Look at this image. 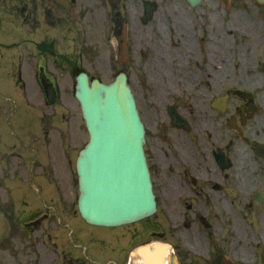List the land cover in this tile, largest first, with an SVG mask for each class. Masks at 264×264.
Returning <instances> with one entry per match:
<instances>
[{
	"label": "flooded vegetation",
	"instance_id": "1",
	"mask_svg": "<svg viewBox=\"0 0 264 264\" xmlns=\"http://www.w3.org/2000/svg\"><path fill=\"white\" fill-rule=\"evenodd\" d=\"M211 2L69 0L68 9L0 0L11 23L27 28L10 56L19 83L26 73V115H0V216L9 227L0 264L32 254L30 264H45L48 239L58 264H145L132 249L150 242L169 245L162 264H264V1ZM124 23L120 69L145 123L158 210L133 225L53 232L71 202L62 131L50 143L63 76H95L102 48L99 70L113 71L112 36ZM2 105L13 108L0 86V114Z\"/></svg>",
	"mask_w": 264,
	"mask_h": 264
},
{
	"label": "water",
	"instance_id": "2",
	"mask_svg": "<svg viewBox=\"0 0 264 264\" xmlns=\"http://www.w3.org/2000/svg\"><path fill=\"white\" fill-rule=\"evenodd\" d=\"M125 84L120 76L110 85L86 83L78 93L93 132L79 159L81 206L87 220L97 224L133 221L154 207L141 126Z\"/></svg>",
	"mask_w": 264,
	"mask_h": 264
},
{
	"label": "rangeland",
	"instance_id": "3",
	"mask_svg": "<svg viewBox=\"0 0 264 264\" xmlns=\"http://www.w3.org/2000/svg\"><path fill=\"white\" fill-rule=\"evenodd\" d=\"M204 4H212V2H211V0H207L206 3L204 2ZM12 35L13 34L11 33V31L9 29H4L3 31H0V40L3 41V42H6V41H8V40L11 39ZM8 42H10V41H8ZM104 49H106V48H102L101 51H100V54H101V58L102 59H100L98 61V64H97L96 68L94 69V70H96V72H99L100 71L99 68H100V66H103L104 58L107 57V51H104ZM9 53H10V51H9ZM8 54H4V56H7ZM2 59H4V57ZM5 70H6L7 74H8L9 68H7ZM25 76L26 75L24 74L23 75V78L24 79H25ZM108 77H109L108 71L103 72L102 78L105 79V80L111 79V78H108ZM69 79L70 78H69L68 75H65V77L63 78V81L66 82V84H65V92L63 93V103H60L59 104V107L63 108L64 104H65V107H67L66 104H68V109H66L64 107V110H63L64 112L69 110V114L66 115V116H69V117H75L76 116L77 117L78 116V112L80 113L79 107L76 106V107L72 108V103H66V100L68 99L67 96L70 95V94H68L69 93V82H68ZM14 82H15V80H14ZM9 85L12 88L11 83ZM11 88H9V89H11ZM12 89H14V88H12ZM18 92L20 94H17V98H18L17 101H19V102L22 101L23 102L25 96H24V94H23V92L21 90L18 91ZM15 94H16V92L13 93V95H15ZM19 107H20V109H18L16 112L14 111V114H11V116L18 115L19 110H21L20 113H19V115L20 116H24V109H22L23 105H19ZM53 111H55V113L52 114L51 117L58 116L60 118V120L66 114V112L63 113L59 108H57V109H55ZM56 111H58V113H56ZM55 127H56L55 128V131L60 132V127H62V124H59V122H58V125L57 126L55 125ZM55 131L52 132V134L54 135V137H56ZM80 132H81V134H80V141L78 143H79L80 146H82V145L85 144L86 140L88 139L87 132H86V129H85V125H84L83 120H81ZM50 141H51V138H50ZM76 144L77 143H75V149H74L75 152H73L74 150H72V148H70L72 150L71 152H72V156L73 157H74V154L77 153V151H76L77 150ZM64 166H65L64 172L66 174V178H65L66 182L64 183L65 196L67 198H69V197L71 198L70 209L69 210L70 211H73L74 210V200H75V198L77 196V191L78 190H77L76 184L74 182V179H73V181H72V179H71V181H69L68 179L70 177H72V174H73V177H74L75 173H74V169H73L72 163L65 162L64 163ZM58 171L60 172V169ZM70 216H71L72 219L74 218L71 213H70ZM63 228H65V230H66V227H63L62 222H60L59 220L58 221H53L52 227H51V229L53 230V232H56V231H58V229H63ZM47 244H48L49 249H47V247L45 245L41 244L42 247H44L46 249V251L40 256V258L47 260L45 262V264H52L55 261V257H53V255L56 254V248H54L53 244L50 242L49 239H48ZM20 245H23V244L20 243ZM24 250L26 251L27 249L24 248L23 251ZM34 257H35V255H33V254L31 255V257H24V255H22V256H20L19 259H23V262L22 263H24V264H26V263H29L30 264V262L34 259ZM18 261H19V263L21 262L20 260H18Z\"/></svg>",
	"mask_w": 264,
	"mask_h": 264
}]
</instances>
